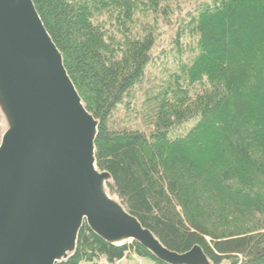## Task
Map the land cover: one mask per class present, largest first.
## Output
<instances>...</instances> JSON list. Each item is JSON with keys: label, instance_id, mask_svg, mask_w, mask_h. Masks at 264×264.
<instances>
[{"label": "trees", "instance_id": "trees-1", "mask_svg": "<svg viewBox=\"0 0 264 264\" xmlns=\"http://www.w3.org/2000/svg\"><path fill=\"white\" fill-rule=\"evenodd\" d=\"M33 2L86 109L99 121L96 164L111 175L109 194L171 251L182 254L198 245L212 264H264V225L216 226L218 196L203 185L206 178L221 176L222 184L247 186L248 174L264 166L258 127L264 123L240 112L249 100L244 92L252 78L250 73L241 77L242 68H249L243 66L245 55L257 56L264 66V0H196L184 9L179 0ZM243 21L255 24L252 50L240 28ZM165 29L166 41H174L177 71L168 85H160L157 96L146 93V130L116 124L118 111L129 108L128 99L144 89L152 51ZM187 39L192 49L184 46ZM179 50L191 54L184 57ZM255 81L259 86L252 106L264 97V73L258 69ZM190 120L195 124L173 139L177 126ZM216 134L222 144L202 149ZM218 191L229 192L230 185ZM131 251L164 264L136 242H105L87 225L76 251L59 264L102 258L114 264Z\"/></svg>", "mask_w": 264, "mask_h": 264}, {"label": "water", "instance_id": "water-1", "mask_svg": "<svg viewBox=\"0 0 264 264\" xmlns=\"http://www.w3.org/2000/svg\"><path fill=\"white\" fill-rule=\"evenodd\" d=\"M0 264H59L84 225L136 242L164 264H212L196 245L166 248L108 192L86 109L33 0H0Z\"/></svg>", "mask_w": 264, "mask_h": 264}, {"label": "rangeland", "instance_id": "rangeland-1", "mask_svg": "<svg viewBox=\"0 0 264 264\" xmlns=\"http://www.w3.org/2000/svg\"><path fill=\"white\" fill-rule=\"evenodd\" d=\"M182 2L183 9L190 6V2L194 3L196 0H189V2L186 3L187 0H179ZM249 12H245L246 15H248ZM251 21H243L242 26L240 27L244 36L245 40L251 44L249 46V50H252V45L255 44V33L252 31L253 24ZM167 29V28H166ZM164 30L163 35L160 36V38L156 42V46L152 51V64L147 69V75L144 82V89L141 87L136 91L135 95H133V98H129L130 100V107L125 108L118 111V115L115 116L116 124H121L122 126H138L139 128L146 130L143 126V116L147 114L148 109L145 108L146 106L144 104H147L144 100L148 95L154 93L156 96L159 94L160 85H168L167 83L170 82L172 79V74L174 71H177L178 63L176 62L175 58V52L171 51V45L174 41H166V36L169 31ZM188 41L186 45L189 48L192 49V45L189 44L190 40ZM166 48L169 49L168 52H164ZM193 51V50H192ZM179 53L183 55L184 57H189L191 53L189 52H183L179 50ZM261 57V56H260ZM245 58L247 62L243 61V66H248L249 68H242L241 71V77L245 78L246 76L252 77L251 80L248 81V85L250 86V89H245L244 92L247 94V102L245 103V107L240 110L241 113H244V116L247 117L249 115L254 114V122L255 117L256 121L258 120L259 123H264V92L263 97L259 103L255 106H252V98L257 93L256 87L259 86V83L255 81V71L258 69L261 73H264V66H262L255 58L257 56H250L245 55ZM187 58H184L183 60H186ZM262 68V69H261ZM257 79H260L261 75L257 74ZM163 82H166L163 83ZM153 95V96H155ZM161 95V94H160ZM159 95V96H160ZM136 98V100H134ZM149 98H151L149 96ZM192 99V98H191ZM256 112V114H255ZM232 117V116H231ZM195 124V120H190L180 126H177L175 133L173 134V139L179 138L180 136L183 137L184 134H186L187 130ZM264 125V124H263ZM258 126L260 133H262V137L264 138V126ZM181 127V128H180ZM3 119L0 113V143L3 136V133L5 131ZM210 137V143H207L205 146H202V149H206L208 147H211L213 149H217L220 144H222L223 138H219V135H214V137ZM210 151V150H209ZM213 151V150H211ZM217 152V151H216ZM200 154V150L196 151V155ZM207 156V155H206ZM219 157V155H218ZM203 161H201V166H203V162L206 159L204 157ZM221 161V159H220ZM228 162V159L227 161ZM225 162V163H226ZM252 172V170H250ZM259 172L253 173V175L248 174V178L250 180V184L247 186H244L239 181L230 183V184H222L221 183V176H211V179L209 181L208 178H206L203 182V185H205L209 191L211 192L210 195L212 196L217 193L218 196L217 200L219 202V206H216L214 209V217L216 222V226L220 227H229L231 229L233 228H245L249 227L250 225L257 224L264 225V211L260 207L262 206V203L264 202V166L258 168ZM226 170L223 172L225 173ZM222 173V174H223ZM227 175V173H226ZM245 177V175L243 176ZM241 180V179H239ZM256 182V185H254ZM230 185L231 191L224 192L223 194L218 191L219 189H225L228 188ZM202 186V185H201ZM200 187V186H199ZM115 200L120 202L116 197H113ZM264 204V203H263ZM253 207L255 209H253ZM257 209H259L260 212H257ZM216 211V212H215ZM217 228V227H216ZM132 242H127V244H131ZM126 257V263L127 264H153L152 262L143 259L137 255L136 252L131 251L128 254L125 255ZM107 262L105 259H101L95 263L91 264H100ZM108 263V262H107ZM88 264V263H84ZM109 264V263H108Z\"/></svg>", "mask_w": 264, "mask_h": 264}, {"label": "built area", "instance_id": "built-area-1", "mask_svg": "<svg viewBox=\"0 0 264 264\" xmlns=\"http://www.w3.org/2000/svg\"><path fill=\"white\" fill-rule=\"evenodd\" d=\"M100 264H108V263L105 262V263H100ZM114 264H127L126 257L122 258L121 260L116 261Z\"/></svg>", "mask_w": 264, "mask_h": 264}]
</instances>
